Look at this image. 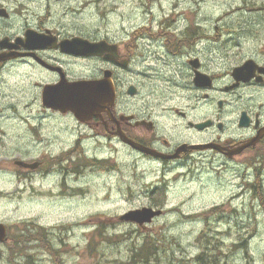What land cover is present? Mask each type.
Here are the masks:
<instances>
[{
  "label": "flooded vegetation",
  "instance_id": "obj_1",
  "mask_svg": "<svg viewBox=\"0 0 264 264\" xmlns=\"http://www.w3.org/2000/svg\"><path fill=\"white\" fill-rule=\"evenodd\" d=\"M86 3L0 0V191L34 193L38 199L18 200V206L42 208L30 220L0 219V256L9 255L14 264H40L39 255L53 264L54 257L72 251L73 233L66 227L53 232L49 213L68 193L81 191L83 170L88 163L99 165V144L127 154L134 170L155 166L151 174L159 175L139 186L138 200L144 202L133 209H163L161 216L145 224L113 219L130 227L116 236L145 240L133 253L163 239L162 228L154 225L180 206H264V5L257 11L259 23L221 24L228 13L204 23L190 14L178 23L150 9L143 24L93 34L85 23L67 18ZM237 10L254 12L247 5ZM251 27L259 30L258 39L232 38ZM84 40L102 48L88 55ZM88 79H108L112 103L82 115L53 101L66 97L72 82ZM200 144L211 146L194 147ZM200 165L210 176L206 184H170L195 177ZM178 209L189 223L201 213ZM95 233L99 240L105 230Z\"/></svg>",
  "mask_w": 264,
  "mask_h": 264
},
{
  "label": "rangeland",
  "instance_id": "obj_2",
  "mask_svg": "<svg viewBox=\"0 0 264 264\" xmlns=\"http://www.w3.org/2000/svg\"><path fill=\"white\" fill-rule=\"evenodd\" d=\"M68 1H74L76 6H80L77 4L78 1L87 2L85 10L82 12L78 10L79 13L75 16L69 14L67 18L77 21L78 24L85 23L88 33L93 34L98 29L99 33L106 30H112L113 33L121 32L118 31L122 30L121 24H143L150 9L160 17L170 19L176 17L178 23L190 14H197L195 16L198 21L204 23L207 18L217 19L226 13L229 15L221 24L230 23L236 26L242 23H259L262 22L261 14L237 9L246 5L249 9L264 5V0ZM29 4L34 7L33 1H29ZM61 4L62 2L55 3V10L61 9ZM179 14L181 17H178ZM232 34V38L238 39L237 36L241 35L239 39L254 40L258 39L260 32L251 27L247 31ZM160 83L164 85L163 81ZM91 146L94 147V144ZM152 167L155 168L140 165L134 170L131 157L127 154L119 152L109 144H99V165L90 163L83 170L84 177L78 181L82 184L81 191L68 193L63 203H56L49 213L48 223L54 225L53 232H59L60 227H66V231L70 230L73 233L69 239L72 251L63 257H54L53 264H98V253L99 264H264V206H253L249 202L239 207L228 205L218 208L211 202L197 203L196 207L189 206L191 204L178 207L187 212H201L192 223L185 220L186 217L182 215L180 209H174L176 212L168 213L154 225L158 228L157 231L162 228L163 239L150 240L154 248L152 255L137 260L136 255L141 251L133 253V247L134 245L140 247L145 240L138 235L124 239L123 236H116V231L129 230L130 227L116 226L113 219L144 202L138 200L136 191L140 185L159 180V175L151 174L154 171L151 170ZM175 176L168 175L169 180ZM209 177L206 166L200 165L194 179L183 176L171 181L170 184H180L177 188L185 184H192L194 187V184L200 181L206 184L210 181ZM1 180L0 175V183ZM58 193L55 190L53 197L55 201L58 200ZM181 198L190 199L188 195ZM36 199L38 197L34 193H19L12 189L0 191V219L15 223L21 218L22 221L33 219L35 215H39L42 208L25 209L18 206V200L29 202ZM50 199L52 198H48ZM74 222L83 225L74 228L72 224ZM98 228L99 231L105 230L103 236L99 235V240L95 233ZM83 233L87 235L83 236ZM38 257L40 264H52L51 261L48 262L50 260L48 255ZM0 264L14 263L11 257L6 255L3 259L0 256Z\"/></svg>",
  "mask_w": 264,
  "mask_h": 264
},
{
  "label": "water",
  "instance_id": "obj_3",
  "mask_svg": "<svg viewBox=\"0 0 264 264\" xmlns=\"http://www.w3.org/2000/svg\"><path fill=\"white\" fill-rule=\"evenodd\" d=\"M83 50L88 55H96L101 44L93 43L90 41H84L82 44ZM108 79L103 80H86L69 85L70 93L62 98L60 101H55L57 104L64 105L66 108L75 111L78 114H89L91 112H96L98 109L102 108V105L107 103H112L113 92ZM57 95H54L56 97ZM105 108V107H104ZM139 148L150 152L142 146ZM211 146L207 145H197L196 148H206ZM153 154L158 155L153 152ZM162 211H155L152 208H143L137 210H131L123 214L120 219L134 221L139 223H144L146 221H151L154 216L160 215ZM3 226L2 224H0ZM2 233L5 234V230L2 229Z\"/></svg>",
  "mask_w": 264,
  "mask_h": 264
}]
</instances>
